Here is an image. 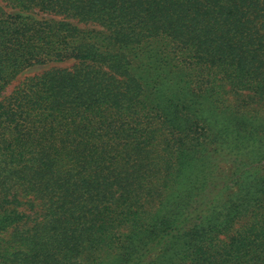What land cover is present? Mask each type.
I'll use <instances>...</instances> for the list:
<instances>
[{"label":"trees","instance_id":"16d2710c","mask_svg":"<svg viewBox=\"0 0 264 264\" xmlns=\"http://www.w3.org/2000/svg\"><path fill=\"white\" fill-rule=\"evenodd\" d=\"M3 1L0 264H264V0Z\"/></svg>","mask_w":264,"mask_h":264},{"label":"rangeland","instance_id":"374dc122","mask_svg":"<svg viewBox=\"0 0 264 264\" xmlns=\"http://www.w3.org/2000/svg\"><path fill=\"white\" fill-rule=\"evenodd\" d=\"M0 4L3 6L5 5L3 0H0ZM10 10H11L10 8L6 9L7 12H10ZM36 16L42 17L43 14L37 12ZM48 17H52V18H55L58 20L61 19V16H58L55 14H49ZM79 27L82 29H101L102 28L98 23H93V22L80 23ZM74 63H75L74 60H68V61H64V62H52V63H49L47 65H37V66L30 67V68H26L25 70H23L19 74H17V76H15L14 79L8 83V85H6L5 89L2 92V96H5V97L9 96L12 92L17 90L20 86H22L30 78H33L34 76L40 75V74L44 73L45 71H47L53 67L69 68ZM10 171H11V169H10ZM23 183H24L23 175L17 174V176L14 177V174H11L10 172L1 174V177H0V201L2 200V196H1L2 190L4 191L6 186H8L10 184L11 189L13 187L11 192L15 191V189L17 191H20ZM4 185H6V186L3 187ZM32 194H33V192L30 195H27L28 197H25L23 199L22 204H15L14 203L13 205L20 210H24L26 207L29 206V203H30L29 200L33 196ZM26 213L27 214L30 213L29 210L26 211Z\"/></svg>","mask_w":264,"mask_h":264}]
</instances>
